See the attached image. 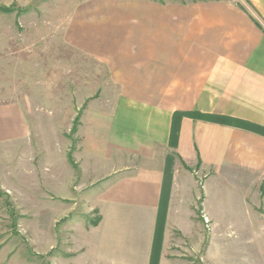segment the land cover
Masks as SVG:
<instances>
[{"label": "crops", "instance_id": "crops-1", "mask_svg": "<svg viewBox=\"0 0 264 264\" xmlns=\"http://www.w3.org/2000/svg\"><path fill=\"white\" fill-rule=\"evenodd\" d=\"M63 31L114 86L104 95L111 107L90 105L81 116L85 169L98 173L85 194L98 222L68 264H187L171 248L183 242L214 261L240 252L239 228L241 242L264 253V135L246 126L264 130V0H81ZM176 113L203 118L183 117L171 148ZM27 140L19 109L0 107V144ZM235 205L244 223L231 219ZM183 220L198 236H184Z\"/></svg>", "mask_w": 264, "mask_h": 264}, {"label": "rangeland", "instance_id": "rangeland-1", "mask_svg": "<svg viewBox=\"0 0 264 264\" xmlns=\"http://www.w3.org/2000/svg\"><path fill=\"white\" fill-rule=\"evenodd\" d=\"M79 1L0 0V107H17L28 128L26 143L0 144V264H68L97 217L85 193L98 173L85 169L79 126L88 106L111 107L104 95L114 86L103 65L64 40L66 17ZM168 157L172 173L175 154ZM235 208L231 219L244 223ZM189 224L181 228L188 240L197 235ZM234 231L240 252L214 261L191 244L171 248L187 264H264V253L241 242L243 229Z\"/></svg>", "mask_w": 264, "mask_h": 264}, {"label": "trees", "instance_id": "trees-1", "mask_svg": "<svg viewBox=\"0 0 264 264\" xmlns=\"http://www.w3.org/2000/svg\"><path fill=\"white\" fill-rule=\"evenodd\" d=\"M183 117H191V118H203V116L198 114H187V113H176L173 116V123H172V129H171V135H170V146L171 148H175L177 144L178 139V127H179V121ZM215 121L219 120L217 117L215 118ZM247 127L251 128L253 131L264 135V130L260 129L255 126L246 125ZM171 161L170 157H167L166 160V166H165V172H164V181H163V187L161 192V200L159 205V211H158V217H157V229H156V237L155 241H159L162 234V228L165 221V214H166V207H167V199L169 195V186H170V178H171ZM98 220L97 218L95 221L91 223L92 226H95L97 224ZM156 257H153V264H156Z\"/></svg>", "mask_w": 264, "mask_h": 264}]
</instances>
